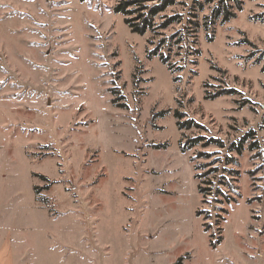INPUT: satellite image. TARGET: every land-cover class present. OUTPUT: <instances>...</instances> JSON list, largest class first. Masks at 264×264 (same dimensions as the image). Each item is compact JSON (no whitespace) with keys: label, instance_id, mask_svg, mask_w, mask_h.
I'll return each instance as SVG.
<instances>
[{"label":"rangeland","instance_id":"obj_1","mask_svg":"<svg viewBox=\"0 0 264 264\" xmlns=\"http://www.w3.org/2000/svg\"><path fill=\"white\" fill-rule=\"evenodd\" d=\"M118 1L0 0V241L15 264H264V0H223L224 25L176 0L144 36ZM198 137L223 147L179 150Z\"/></svg>","mask_w":264,"mask_h":264},{"label":"trees","instance_id":"obj_2","mask_svg":"<svg viewBox=\"0 0 264 264\" xmlns=\"http://www.w3.org/2000/svg\"><path fill=\"white\" fill-rule=\"evenodd\" d=\"M81 2L86 1V0H80ZM176 0H119L115 7L113 8V12L116 14H122L123 15V22L124 24L129 28L131 33H135L140 36H144L148 31H153L154 29V18L159 15V13L163 12L165 9H167L170 6H173L175 4ZM202 3H197L198 7L200 9L203 8L204 5H210L213 4L215 0H201ZM228 1H233V0H228ZM146 2H156L153 5H145ZM224 3L223 0H220L215 8H213L209 14V16L204 17V19L207 21L209 20L208 24H215L217 21L221 25H224L228 23L231 19L236 17V14L234 12L230 11V5L226 3L224 6L222 4ZM236 7L239 11H241V5L239 2L236 3ZM180 17H170L163 21L161 24L158 25L159 28L164 29L167 28L170 24L174 22H180L181 19ZM162 46V42H160L158 45L155 46L154 49L148 51V58H153V57H158L159 61L163 65L168 64V57L167 55H163L161 53L160 49ZM110 93L112 94L113 98L111 100V103L114 107L116 108H121L127 110V105L125 103L119 104L118 102L120 100H123V97L120 96L119 92L115 89L112 88L110 89ZM237 91L230 89L226 91H220L217 92L215 95L212 96V98H215L217 96L221 95H233L236 94ZM174 117L176 119V126L179 131L181 130H189L191 128H200V125L194 122L191 119L184 120L183 118L185 117L182 113L179 112H174ZM201 141H205V145H210V144H216L220 147H223V144L219 140L215 139H209L206 142V139L203 137H198L194 139H189L185 141L184 143L182 141L179 142V150L182 153H186L189 150L193 149L194 147L198 146ZM244 144V138L240 140L236 144H232L230 147V150H234L238 154L241 153L242 147ZM254 145H251V148H254ZM154 149H164L166 148L165 144H158L153 146ZM199 156H206V159L209 158V154L206 155H199ZM194 161V158H191V162ZM197 170V169H195ZM195 179L198 178L197 175L194 177ZM42 180L47 181L46 177L41 176ZM44 189L47 188L43 187ZM35 190H39L34 188ZM209 191V189H203L201 187H198V192L203 193V192ZM35 194L38 195L39 192L35 191ZM206 231V230H204ZM207 232V231H206ZM210 242L209 246L212 249H215L218 244L222 242V237L218 236L215 240H213L212 236H210ZM182 263V258H180L175 264H181Z\"/></svg>","mask_w":264,"mask_h":264},{"label":"crops","instance_id":"obj_3","mask_svg":"<svg viewBox=\"0 0 264 264\" xmlns=\"http://www.w3.org/2000/svg\"><path fill=\"white\" fill-rule=\"evenodd\" d=\"M0 264H15V257L7 237L0 241Z\"/></svg>","mask_w":264,"mask_h":264}]
</instances>
